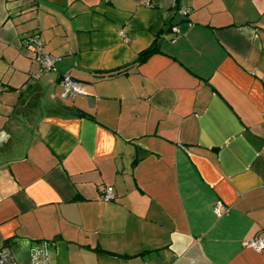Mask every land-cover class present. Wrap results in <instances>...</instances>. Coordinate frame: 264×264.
I'll return each mask as SVG.
<instances>
[{"label": "crops", "instance_id": "obj_1", "mask_svg": "<svg viewBox=\"0 0 264 264\" xmlns=\"http://www.w3.org/2000/svg\"><path fill=\"white\" fill-rule=\"evenodd\" d=\"M34 36L56 72L36 78ZM63 75L88 96L61 99ZM257 239L264 0H0V250L17 264H264L245 246Z\"/></svg>", "mask_w": 264, "mask_h": 264}, {"label": "built area", "instance_id": "obj_2", "mask_svg": "<svg viewBox=\"0 0 264 264\" xmlns=\"http://www.w3.org/2000/svg\"><path fill=\"white\" fill-rule=\"evenodd\" d=\"M181 14H185L184 11H181ZM171 31L174 34H178V29L176 27H172ZM174 42V40H172ZM30 45L33 49L32 54V61L38 66V72L35 75L36 78L39 76L46 74V73H53L56 72V67L58 62L60 61V58L51 56L50 54H46L43 51L44 45L38 38V36H34L29 40ZM59 85L61 87V93L60 98L65 100H72L75 97H87L88 94L86 92L85 86L81 83H78L74 81L70 76L63 75L59 79ZM98 191L101 193V200L103 202H109L114 199V194L111 187H103L99 186ZM220 205L218 204L215 208L216 213L218 216L219 214ZM246 247H249L256 253L261 252L264 250V239H257V240H251L245 243ZM37 258V262L35 264H48L46 257L41 260L38 258V254L40 252L35 253ZM0 264H17L12 257L10 251L8 250H0Z\"/></svg>", "mask_w": 264, "mask_h": 264}, {"label": "trees", "instance_id": "obj_3", "mask_svg": "<svg viewBox=\"0 0 264 264\" xmlns=\"http://www.w3.org/2000/svg\"><path fill=\"white\" fill-rule=\"evenodd\" d=\"M154 52H155V49L151 48L149 50H146V51L140 53L137 60L133 64L140 65V64L144 63L151 56V54Z\"/></svg>", "mask_w": 264, "mask_h": 264}, {"label": "rangeland", "instance_id": "obj_4", "mask_svg": "<svg viewBox=\"0 0 264 264\" xmlns=\"http://www.w3.org/2000/svg\"><path fill=\"white\" fill-rule=\"evenodd\" d=\"M255 252V251H254Z\"/></svg>", "mask_w": 264, "mask_h": 264}]
</instances>
